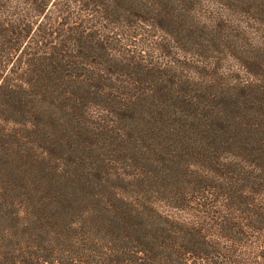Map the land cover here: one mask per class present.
<instances>
[{
	"label": "trees",
	"instance_id": "obj_1",
	"mask_svg": "<svg viewBox=\"0 0 264 264\" xmlns=\"http://www.w3.org/2000/svg\"><path fill=\"white\" fill-rule=\"evenodd\" d=\"M100 5L107 3L0 0V115L6 117L0 121V264H264V126L255 116L218 126L258 136L242 153H230L225 188L130 181L113 200L90 201L80 184L82 169L46 166L45 157L28 165L32 179L10 181L15 170L6 158L14 154L15 161L25 149L17 151L8 124L33 126L41 119L54 126L58 113L66 118L78 103L97 98L86 88L78 59L82 13H97ZM118 90L116 101L106 99L116 105L117 119H134L137 112L143 122L145 98ZM243 111L264 115L259 106ZM50 138L46 152L53 155ZM152 194L165 201H153Z\"/></svg>",
	"mask_w": 264,
	"mask_h": 264
},
{
	"label": "rangeland",
	"instance_id": "obj_2",
	"mask_svg": "<svg viewBox=\"0 0 264 264\" xmlns=\"http://www.w3.org/2000/svg\"><path fill=\"white\" fill-rule=\"evenodd\" d=\"M103 1L107 6L97 13H82L78 59L86 88L97 98L78 103L66 118L58 113L54 126L41 119L33 126L8 124L17 151L25 149L15 161L14 154L6 158L15 170L10 181L32 179L28 165L45 157L46 166L82 169L80 184L90 201L113 200L130 181L225 188L230 153H242L258 136L253 128L236 135L218 126L254 116L264 126L263 114L243 111L264 108V0ZM118 89L145 98L143 122L137 112L134 119H117L116 105L107 102L116 101ZM49 138L53 155L46 152Z\"/></svg>",
	"mask_w": 264,
	"mask_h": 264
}]
</instances>
